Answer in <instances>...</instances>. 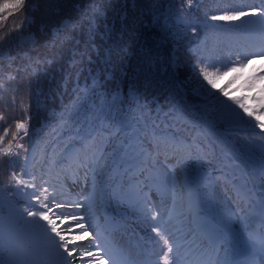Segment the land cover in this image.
I'll return each instance as SVG.
<instances>
[{"label":"trees","instance_id":"obj_1","mask_svg":"<svg viewBox=\"0 0 264 264\" xmlns=\"http://www.w3.org/2000/svg\"><path fill=\"white\" fill-rule=\"evenodd\" d=\"M257 2L192 0L188 7L187 0H25L22 8H13L16 0H0V133L25 119L28 130L27 136L17 135L24 150H13L20 155L1 158L6 171L0 176V219L19 217L18 211L30 207L9 183L10 173L21 170L27 173L25 179L33 173L51 179L52 198L66 205L55 213H78L76 193L68 190L65 181L79 161L74 158L75 162H68L73 167L64 166L66 149L76 145L74 152L87 157L90 167L101 166L102 173L105 164L98 133L107 129L104 138H114L120 119L133 116L138 118L135 130L125 129V136L137 133L157 157L164 176L157 192L165 202H172L187 161L193 171L203 172L207 166L220 173L229 171L222 163L211 162L208 145L216 149L215 159H230L228 164L235 169L231 153H239L237 148L248 140L239 137L232 143L216 128L217 123L226 129L235 123L218 116L211 119L223 100L220 90L228 91L232 84L218 80L217 88H211L195 65L200 60L216 64L213 57L224 51L226 55L227 48L236 54L235 45H246L239 24L211 17L246 6L257 9ZM166 5L172 11L168 21ZM205 21L236 29V34L226 36ZM232 37L238 39L231 42ZM187 118L201 126L197 129ZM168 136L177 143L168 142ZM173 156L174 162L167 163ZM227 174L230 178L236 172ZM230 182L220 178L216 185L221 196L232 202ZM95 185L94 181L90 192H97ZM79 205L85 206V198ZM56 223L78 228L79 222L68 215Z\"/></svg>","mask_w":264,"mask_h":264},{"label":"rangeland","instance_id":"obj_2","mask_svg":"<svg viewBox=\"0 0 264 264\" xmlns=\"http://www.w3.org/2000/svg\"><path fill=\"white\" fill-rule=\"evenodd\" d=\"M256 8L257 10L261 8V2H257ZM236 23L239 24L240 29L238 30L246 43L249 39L247 35L249 26L239 21ZM204 25L209 28L219 29L226 36H230L231 33L236 34V29L211 21H205ZM220 38L223 40L222 37ZM217 39V37H214V40ZM237 39L238 37H232L230 41L235 42ZM245 46L244 44H237L234 47L240 50ZM229 56H235L231 48H227L226 55L224 51L222 55L213 57V61L216 64L223 63L227 61ZM262 67H264V64L257 62L255 65H250L245 69L242 78L239 80L234 81V77L238 75L237 73H230L228 76L219 80L221 83L232 84L230 90H228L231 97L238 99L249 97L247 101L248 106L255 108L256 105L251 98L256 97L259 88L264 87V82L258 85L256 92H253L247 89L246 81L253 75H264V72L260 71ZM167 91L170 90L167 89ZM221 98H223L222 101L228 104L232 103L231 100L223 95ZM13 108L15 111L18 110L16 105H13ZM218 109V114L213 112L211 115L213 121L218 116V119L221 118L223 121L235 123V126L228 128V130L220 123L217 124L221 128H216L222 134L227 135L232 143L236 142L239 137L244 139V136L248 135L245 131L236 130L239 127L238 123L244 124L241 127L253 128L247 123L252 118L244 116L243 122L237 121L221 109L220 105ZM237 111L241 110L237 109ZM259 111L264 112V109ZM16 123L17 121L12 122L9 128L5 129L8 130L9 135L5 138L4 145H0V147L6 146L9 141H12L14 149L16 140H12V133L16 132ZM255 123L257 122L252 120V124ZM193 126L197 129L199 128L196 125ZM4 131L0 135H3ZM258 131L261 130L259 129ZM251 133L252 137L250 139H261V146L257 141L248 140V142H244L237 148L239 153H232L235 154V158L242 159L241 157H243L248 161L249 172L252 175H256L257 180H259L258 189L260 191V197L264 200V190H261L264 189V180L261 179V177H264V172L261 173L259 170L261 168L260 164L264 160V139H262L264 138V134L257 132ZM118 134L121 135V132ZM117 135L111 140L107 136L102 142V153L104 155L102 161L105 164V171L101 173L100 166L97 170L90 172L88 162L87 165H79L78 170L73 171L72 181L68 185L77 193L79 199L84 194L87 184H91L88 182L89 180L93 181L95 179L97 192H91L85 200L83 209L80 208L81 206L78 209V214L85 218V227H88L89 224L92 226L89 228L90 235L88 237L82 240L74 239V237L82 233V229L79 227L74 228L72 225H69L67 228H63L62 225V229L58 228L67 240L73 241V243L69 244L70 250L73 247L89 244L97 234L99 236L100 234H104L116 242L131 257H135L137 264H145L147 260L153 264H158V261L159 264H163L162 251L166 249H163L162 242H158L159 238L151 231V225L155 224L163 229L171 238L170 243H172L174 251L177 253V259H179L178 264H236V256L242 257V254L245 253L253 255V258L247 264H264V252L255 247L258 244L262 245L264 204L261 203L258 206L256 201L253 202L247 176L242 177L241 175L239 179L240 176L238 173L236 176L227 178V180L231 181L230 183H234L228 193L231 195L230 192H232L236 197L235 200L229 202L221 196L215 184V179L220 175V171L214 168V166L205 167L203 172H193L190 167H183L180 177L187 184L184 186L181 180L179 187L177 186L175 191H173L174 198L172 202L168 203L161 199L157 192V185L164 179L163 170L159 166H150L156 163L155 159L152 157V162L149 165V154L137 144L130 146L125 153L128 158H131L134 164L131 167L119 169L118 175L115 174L113 169L110 171V162L113 161L114 163L118 156L123 153L121 150H124L122 142H118L119 135ZM205 135L209 136L208 133ZM205 135L203 134V136ZM212 135L214 137V133ZM104 141L106 142L104 143ZM208 147L209 154L210 151L213 153L212 157L214 159L211 162L219 163L220 165L222 163V167L229 170L227 173L233 174L235 169L228 164L230 163V159L225 160L224 158L220 162V159H215L218 158L215 152L216 149H212L210 145ZM133 153L134 155H132ZM2 156L0 155V176L6 171V169L2 170L4 166L2 165ZM8 156L5 155V159ZM52 157L50 156V158ZM233 161L235 164L237 163L235 160ZM168 163H171V160ZM192 163L196 166V163ZM262 165L264 166V162ZM125 172L127 173L124 177ZM32 178H34L37 185L44 184V181H47V184H44V186L48 188L49 194L52 197V183L47 175L40 174L39 176H35L33 173L31 178L26 179ZM15 189L21 199L28 203L30 207L36 204L35 200L30 201L25 195V192L31 193L32 189H22L17 186H15ZM86 190H89V188ZM18 213L19 217L16 216L17 218L12 216L10 218L0 219V243L5 242L7 237H9L15 243L43 245L44 243L41 241L42 234L34 225L27 222L28 218L23 214V209H21V212L18 211ZM140 214L141 217L139 216ZM153 214L156 216L155 220L151 219ZM6 222L7 224H4ZM40 223L43 224L45 222L40 221ZM99 224L102 226L101 229L94 231L95 227ZM205 226L207 227L206 230L204 229ZM64 229H68L70 233L64 232ZM246 229H249V231ZM220 232H225L234 239V247L231 246L235 249L233 252L230 253L226 250V242L220 238ZM132 235L135 237H132ZM135 238L137 243L135 242ZM155 250L157 253H155ZM92 251L99 252L101 257L107 261V264H112L111 260L104 256L103 249L97 247L93 248ZM65 255L67 254L65 253ZM191 255L193 256L189 258ZM223 256H225L224 259L220 260ZM49 257L51 258L52 256ZM68 259L72 260L74 264H81L79 252L73 253V256L68 257ZM83 264H99V261L94 260L93 257L84 256Z\"/></svg>","mask_w":264,"mask_h":264},{"label":"snow or ice","instance_id":"obj_3","mask_svg":"<svg viewBox=\"0 0 264 264\" xmlns=\"http://www.w3.org/2000/svg\"><path fill=\"white\" fill-rule=\"evenodd\" d=\"M24 3L25 0H16V3L11 5V7L22 8ZM187 4L188 7H191L192 0H187ZM211 19L213 21H239L249 26L247 30L249 39L246 42V46L237 50L235 56H229L226 62L219 64L210 65L200 60L195 65V68L198 69V74L203 77L204 81H207V84L210 85L211 88L215 89L217 88V81L228 76L230 73H237L238 75L234 77V81L239 80L242 78L244 70L250 65H255L257 62L264 64V0H261V8L259 10L251 6H246L229 10L224 15H213ZM209 67L215 68V71L209 72ZM260 71L264 72V67H262ZM10 79H14V77H10ZM261 82H264V75H253L246 81V87L249 91L256 92ZM220 91L224 97H227L232 102L228 104L225 101H219L221 109L227 114H230L231 118L237 121L243 122L244 116L252 118V120H255L257 123L252 124V120L247 121V123L253 128H259L261 132H264V112L259 111L264 109V87H260L256 97L251 98L256 105L255 108L248 106L247 101L249 97L238 99L231 97L229 92L225 89H221ZM216 99L219 100L218 97H216ZM233 105H235V107H233ZM237 109L241 111H237ZM137 120L138 118L133 116L131 120L121 122V125L117 128V133L125 129L134 131L136 127L135 122ZM26 124L27 119H25L24 122L16 123V132L12 133V140H17V135L21 130H23L24 136L28 135ZM105 130H101L98 133L100 143L103 142ZM8 135V130H5L3 135H0V145H4V140ZM20 139H23V136H21ZM92 139L95 142L97 137H93ZM15 147L24 150V146L20 144L18 140ZM157 148H159V143H157ZM0 155L19 156L20 152L14 151L12 141H9L6 146L0 147ZM92 158L95 159V157ZM76 159L81 166L88 162L87 157L81 158L77 156ZM26 175L27 173L23 170L19 173L13 171L10 173L9 183L18 188L32 189L31 193L25 192V195L30 201L35 200L36 204L32 207H25L23 209V214L28 218L27 222L34 225L42 234L44 244H20L12 242L11 240L0 243V264H47L46 257L50 255L57 257L61 264H74L68 257H72L73 253L76 252H79L81 264H83L84 256L93 257L94 260L99 261V264H107V261L101 257L99 252L92 251L93 248L97 247L104 250V256L108 257L112 264H131V261L127 259L123 253H120L119 257L115 254L110 255V250L107 249L105 245L99 243V234L93 237L89 244L73 247L70 250L69 244L73 243V241L67 240L62 231L58 230L56 220L60 219L61 216L67 219L68 215H71L73 219L79 221L77 227L82 229V233L74 237V239L80 240L90 235L89 228L92 227L91 224L85 227V218L78 213H55L54 209H64L66 205L59 201H55L54 198L51 197L48 188L44 186V184H47V181H44V184L37 185L34 178L25 179L24 177ZM261 179L264 180V177H261ZM74 206L76 208L80 207L79 204H75ZM50 213L53 214L54 218L50 216ZM151 219L155 220L156 216L153 214ZM40 221H44L45 223L41 224ZM64 231L66 232L68 229ZM151 231L159 238L158 242H162L163 249H166L162 251L163 264H178L177 253L174 251V246L170 243L171 238L167 233L155 224L151 225ZM262 248H264V235H262ZM65 253L67 255H65Z\"/></svg>","mask_w":264,"mask_h":264},{"label":"bare ground","instance_id":"obj_4","mask_svg":"<svg viewBox=\"0 0 264 264\" xmlns=\"http://www.w3.org/2000/svg\"><path fill=\"white\" fill-rule=\"evenodd\" d=\"M155 253H157V251L155 250Z\"/></svg>","mask_w":264,"mask_h":264}]
</instances>
